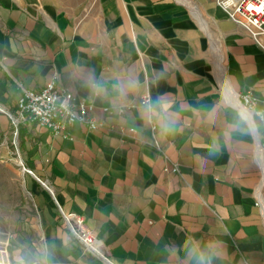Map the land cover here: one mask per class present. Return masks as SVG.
<instances>
[{
  "label": "crops",
  "instance_id": "crops-1",
  "mask_svg": "<svg viewBox=\"0 0 264 264\" xmlns=\"http://www.w3.org/2000/svg\"><path fill=\"white\" fill-rule=\"evenodd\" d=\"M51 81L97 128L20 127L22 264H264V51L216 0H0V106Z\"/></svg>",
  "mask_w": 264,
  "mask_h": 264
},
{
  "label": "built area",
  "instance_id": "built-area-1",
  "mask_svg": "<svg viewBox=\"0 0 264 264\" xmlns=\"http://www.w3.org/2000/svg\"><path fill=\"white\" fill-rule=\"evenodd\" d=\"M228 19L241 27L253 41L264 51V0H216ZM61 92L54 81L46 84L41 92L24 90L17 102L16 111L10 112L0 106L3 113L10 120L14 136L17 137L21 126L35 125L45 128L55 134L65 132L74 123L88 124L92 129L97 124L86 118L87 107L81 105L79 110L70 104V95L66 94L60 102ZM244 110L250 114L255 101L250 95L243 97ZM23 171L39 180L34 172L21 163ZM63 221L73 236L90 252L103 257L99 242L92 232L85 226L82 218L61 211Z\"/></svg>",
  "mask_w": 264,
  "mask_h": 264
},
{
  "label": "rangeland",
  "instance_id": "rangeland-1",
  "mask_svg": "<svg viewBox=\"0 0 264 264\" xmlns=\"http://www.w3.org/2000/svg\"><path fill=\"white\" fill-rule=\"evenodd\" d=\"M64 1L71 7L82 8L89 0ZM9 137L11 140L6 144L10 147L11 156L7 158L0 154V264H22L21 260L30 251V243L36 239L29 236V222L26 220L32 200L27 186V175L30 174L23 171L21 163L27 165L16 147V137L12 133ZM2 145L5 143L0 136V150Z\"/></svg>",
  "mask_w": 264,
  "mask_h": 264
},
{
  "label": "clouds",
  "instance_id": "clouds-1",
  "mask_svg": "<svg viewBox=\"0 0 264 264\" xmlns=\"http://www.w3.org/2000/svg\"><path fill=\"white\" fill-rule=\"evenodd\" d=\"M240 120L244 123H248L250 120V115L246 112H240L239 113Z\"/></svg>",
  "mask_w": 264,
  "mask_h": 264
}]
</instances>
